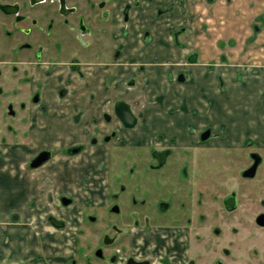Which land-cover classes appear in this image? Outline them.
<instances>
[{"label":"flooded vegetation","instance_id":"af4514ba","mask_svg":"<svg viewBox=\"0 0 264 264\" xmlns=\"http://www.w3.org/2000/svg\"><path fill=\"white\" fill-rule=\"evenodd\" d=\"M188 1L0 0V38L6 42L5 49L0 47V54L21 53L25 64L19 73L24 76L23 92L14 104L28 116L29 127L33 123L42 124L47 114L56 110L51 109L52 106L57 107V113H63L57 120L61 118L67 122L69 133L67 137L47 135L56 138L58 145L62 138H68L63 139L69 143L61 147L60 154L68 158L78 155L73 159L58 160L57 172L62 176L69 166L70 170L76 171L78 160L84 159L88 166L80 162V168L86 169L88 174L83 180H88L89 155L98 157L103 149L106 151L102 153L108 156L106 162H117L113 183L107 181L110 188L104 200L108 203L105 202L102 215L97 217L94 211L84 213L88 225L100 221L102 226L92 249V252H101V256L95 260L90 258L91 264H154L147 257L128 256L122 261L120 256L125 245L131 242V236L135 247L145 243L144 236H150L155 250L167 252L169 259L163 260L167 264H188L189 259H193L189 256L191 235L199 237L194 246L203 251H207L206 244L210 240L207 236L213 237L208 251L215 256L214 264H228L224 259L230 260L231 264H264V131H253V119L248 120L242 132H232L226 142L219 140V133L204 122H198L197 127L188 132L172 130L173 118L151 117L148 122H143L133 102L124 96L135 89L141 94L154 89L152 86L159 83V76L164 77L166 87L169 77L174 74L177 83H185L189 68L200 64L198 52L191 51L183 56L187 47L189 50L196 46L181 40L188 31L181 16ZM207 1L213 4L216 0H190L194 6ZM175 11L181 14L175 16ZM158 24L169 27L168 31L158 34ZM256 26L252 24L253 28ZM249 38L253 37H245L243 43ZM223 43L221 37L216 42L219 52L216 67L222 69V73L225 67L234 68L222 63L226 56ZM179 48L183 50L180 52ZM243 53L240 52L242 56ZM249 53L243 57L246 65L237 64L234 69H242L244 77L255 69L253 73L264 72V52L257 55L261 63L254 65L246 62ZM173 58L180 61L174 63ZM96 74L101 76L99 82L105 93L116 90L123 97L111 96L99 115L89 121L88 110L82 103L89 104V87L93 89L92 77ZM145 75L148 76L146 80L142 78ZM75 87L85 93L79 101L70 93ZM256 93L260 101H264V85L258 87ZM119 102L127 104L135 118L130 128L116 114ZM77 126L83 132L90 129L92 133L80 134L82 138L77 139ZM54 127L59 128L57 121ZM136 128L140 131L133 132ZM212 143L216 146L212 147ZM211 148L222 150L217 154L208 153L207 149ZM222 151L226 157L218 158V154L223 155ZM111 153L115 159L110 157ZM191 154L197 155L198 159L191 158ZM53 156L51 150L40 149L29 159V166L32 169L45 166ZM42 157L39 165L31 166ZM68 161L73 162L74 167L67 166ZM218 166L235 169L228 178H221ZM206 172L215 175L208 182L212 184L210 187L205 181ZM5 177L7 183L15 182L11 172ZM68 185L66 188L74 186ZM208 190L213 196L207 195ZM24 198L23 201L17 198L12 209L0 212V217L3 215L8 220L0 222L5 224V238L1 239L4 244L6 235L27 233L28 228L22 221L23 218L30 219L25 209L29 208L31 197ZM57 200L64 208L74 203L66 193L58 195ZM99 201L103 200L93 203L97 205ZM85 202L92 204L91 200ZM48 209L47 213L44 211L48 223L62 228L64 223L51 208ZM31 215L33 221L40 217L35 216L36 212ZM14 219L22 221L19 224ZM0 227L3 232V226ZM106 250L107 255L103 253ZM84 253L82 264H89V248L84 249ZM185 257H188L187 261ZM204 258L196 260L205 263ZM75 261V256L70 258V264Z\"/></svg>","mask_w":264,"mask_h":264},{"label":"rangeland","instance_id":"374dc122","mask_svg":"<svg viewBox=\"0 0 264 264\" xmlns=\"http://www.w3.org/2000/svg\"><path fill=\"white\" fill-rule=\"evenodd\" d=\"M224 2L220 4L216 0L213 4H210L207 1L205 5L209 7L208 11L201 12V19L197 20L200 21L202 33L206 35L207 40H210V42L214 40L215 35L220 33L221 38L224 39L223 46H225L226 52L222 63L228 66L233 65L232 67L234 68L225 67L223 68L225 71L223 73L220 72L222 69L216 67L218 66V60L205 62L203 60L205 55L201 54L198 45L190 48L188 51H183L184 57L191 51L198 52L201 55L200 63L202 65L206 64V74L204 70L201 71V64L194 65L189 68L187 72L188 79L185 83H177L174 80V74L169 77V82H167L170 85L172 84V86L167 84L166 87L164 77L159 76V83L152 86L154 89L145 91L146 93L141 94L136 89L134 91H127L124 94L125 98L133 102L136 112L143 117V122H148L151 117H163L164 119L165 117H171L173 118L171 129H179V131L184 129L186 132L196 128L198 122H204L210 125L215 133L217 132L221 135L218 134L217 138H220L219 140L222 142H226L232 132H242L247 126L249 119L255 121L251 124V127L254 129L253 131H264V101H260L256 93L258 87L264 85V72L261 70L257 74L253 73L255 69L251 72V75H245L244 77L245 73L242 69L234 70L237 64H241L243 67L246 65L243 57L246 56L247 52H250L248 54L249 58L246 61L247 64L254 65L261 63V58L257 55L260 52H264V12L255 15L250 23L244 21V28L235 30L229 25V22L220 25L219 22L217 24L208 20V18H213L216 15L215 10L218 8L227 11L230 1ZM253 23L257 25L254 28L252 27ZM215 25L216 27H221L222 31L218 30L215 32L211 30ZM236 34L241 36L247 35L246 38L252 36L253 38H249L246 43H243L244 38L242 37L238 40L230 38V36H235ZM2 39L3 37L0 38V47L5 49L6 42H3ZM205 46L208 53L210 51L213 52V50L215 51L214 43L209 45V42H207ZM179 49L180 52L183 50L182 48ZM240 52H244V55L242 56ZM1 54L0 197L4 198L5 195H8L6 194L8 191L10 193V189L2 188V185H6L5 180H7V177L5 176L11 172L12 179L19 186L25 185L28 181V190L31 198L29 200V208L25 210L29 212V218L31 219L30 216H32L33 212L37 213L36 217H40L35 218L34 221L27 219L28 217L23 218V221L14 219L13 221H18L19 224L21 221L22 223L24 222V226L28 228L27 233L23 235H20V233L19 235H15L14 233L10 236L6 235L7 242L5 244L1 241V239L5 238L6 234L4 231L5 224H0V226H3V232L0 231V263L62 264L65 261V264H70V258L75 256V264H82V260L85 258L84 249L89 248V264H91L90 258L95 260L98 258L97 256H101V252H92V249L95 246L96 239L101 234L102 226L100 221L93 224L89 223L88 225V222L85 220L86 214L84 215V213L88 212L90 214L94 211L93 213L97 217L102 215V210L106 205L105 202H107L104 198L106 199L108 187L110 188L107 181L112 180L113 183L116 177L114 173L116 172L117 162L113 161L110 163L108 160L106 162L105 159L108 156L102 153L106 151L103 149L99 152L98 157L93 154L89 155L88 180H83L86 174H88L86 169L80 168V162L83 165H87L84 159L78 160L79 165L76 171L70 170L69 166L68 169L64 170V174L60 176L57 172L58 160H69L78 157V155L68 158L67 155L60 154L62 148L57 144L58 140L56 138L53 139L52 135L46 134L45 136H41L38 134L39 126L36 123H33L29 127L28 116L22 109L17 107V104H14V101L20 99L17 97L21 96L20 94L23 92L22 83L24 76L19 75L25 67V64L21 60L22 54L16 52L9 54L5 52L4 56H1ZM179 61L178 59H172L174 63ZM178 67L184 69L183 66ZM165 74L167 77L169 76L167 73ZM220 75H224L225 77L222 76L220 79ZM142 78L146 80L148 76L145 75ZM216 79L219 80L216 81ZM95 81H98V79ZM156 87L159 89H156ZM96 96V91L90 93L89 107L90 105L98 104ZM75 129L80 131L79 126L75 127ZM132 131L138 132L140 129L136 128ZM222 142L220 144L223 145ZM214 146H216L215 143H212V147ZM40 149L51 150L54 156L52 159H49L50 161L45 166L42 165V167L32 169L28 161ZM207 150L208 153L217 154L222 149L211 148ZM67 152L68 155L71 154V151L68 150ZM222 154H218V158L226 157L225 152L222 151ZM110 157L114 158L112 153ZM192 157L198 159L197 155L191 154ZM72 163L68 161L67 166L71 165L74 167ZM217 169L221 170L218 172L221 174V178H228V174L233 173L235 167L226 168L218 166ZM209 172L208 174L206 172V183L215 177L213 173ZM67 184L74 186L66 188ZM12 185L15 186V184ZM210 186L212 184L209 185L208 183L207 187ZM14 190L17 189L15 188ZM210 191L208 190L209 194L207 195L213 196ZM23 192L14 193L13 197H20L28 193L26 190ZM65 193L74 199V203L68 208L61 207L57 203L58 195ZM100 199L103 201H99V204L95 205L94 203ZM88 200H91L92 204L89 205V202H85ZM8 201L11 200L8 198ZM48 208H51L52 213L64 223L62 228L54 227L48 223L44 215V211L47 213ZM1 217L0 222L4 223L8 221L5 220L3 215ZM212 238V236H207V239L212 240ZM210 240L206 244L207 251H203L194 246V243L199 241V237L191 235L190 243L192 245H189L192 251L189 252V256L193 259H189L188 264H214L215 256L212 251H208ZM144 241L145 243H142L140 247L139 245L135 247L133 236H131V242L125 245L124 252L120 256L122 261L128 256H134L138 259L147 257L154 264L168 263L167 261H163L164 259H169L167 252L155 250L150 242V236H144ZM178 242H181V240L179 239ZM103 253L107 255L108 251L106 250ZM198 257H205V263H198L196 260ZM185 259L187 261L188 257H185ZM239 260H244V258H240ZM225 261L231 264L230 260L224 259ZM96 264L101 263L98 262Z\"/></svg>","mask_w":264,"mask_h":264},{"label":"crops","instance_id":"0c3cea01","mask_svg":"<svg viewBox=\"0 0 264 264\" xmlns=\"http://www.w3.org/2000/svg\"><path fill=\"white\" fill-rule=\"evenodd\" d=\"M226 1L227 0H225V2H224V0H218V2L220 4H222L223 2L226 3ZM228 1H230L229 2L230 6L228 7L227 11H224V9L218 8L217 10H215L216 15H214L213 18H208V20H210L212 23H217V24L219 22L220 25L229 22V25L231 27H233L235 30H237V29L239 30L240 28H244L243 27L244 21L247 23H250V22H252L255 15L264 12V0H228ZM208 9H209V7H207L205 4H202L200 2L197 3L196 6H194L189 0L188 5L186 6V8L182 14L178 13L179 11L174 12L175 16H179L181 14L182 18L185 21L184 24L187 26V29H188L187 33L182 35L181 40L183 42H187L188 44L195 43L196 45H198L200 48L201 54L203 53V55H205L203 57V60H205V62L211 61V60H216L218 58L219 52H217V50H216V42L221 37L220 33H218L217 35H215L216 38L214 37V40L210 42V40H207L206 35L204 33H202L201 26L199 23L200 21H198V20L201 19V15H200L201 12L208 11ZM191 18H194V20L189 22L188 19H191ZM168 28L169 27H166L162 24H158L156 27V30H157L158 34L160 32H161L160 34H162L164 31L165 32L168 31ZM211 30H213L215 32L220 30V32H221L222 28L216 27V25H215L214 27H212ZM232 37H235L236 39H241L240 37L245 38V37H247V35L241 36V35L236 34L235 36H232ZM207 42H209V45L214 43L215 51L213 50V52H211V51L209 53L207 52L206 46H205V44ZM186 51H188V47H187ZM201 67H202L201 70H204L205 74H206V64H203ZM100 77L101 76H97V74L93 75V77H92L93 78V84H94L93 89H90V87H89V94L92 91L97 92L96 99H98V104L97 105H90V107H89V104L82 103L83 107L87 108V110H88L89 121L92 117H97L99 115V113L106 107L105 103L111 99V96L113 98L123 97V95H121L120 92L116 91V90L109 91V92L105 93L102 85L99 82ZM97 79H98V81H95ZM70 93H71V96L77 101H79L83 96H85L84 91L80 87L72 88L70 90ZM63 107H60V108L63 109ZM51 109L58 110V108L55 106H52ZM56 110L54 112L52 111V112L47 114L46 118L42 122L44 127H41V125H42L41 122L38 124V126H39V129L37 131L38 134H40V133H43V134L51 133L53 135H58L61 137H67V134L69 133V131L66 129V125H67L66 123L67 122L61 118H59V120H57V117H62L63 113L60 111H59L60 113H57ZM56 121L58 122L59 128L56 129L54 127V129H53V126L56 125ZM46 126L51 127V128H46ZM75 131H76V138L77 139H81L82 138L81 136H83V133H86V135H90L92 133V131L90 129L87 131H84V132L82 130L78 131V129ZM56 132H57V134H56ZM80 134H81V136H79ZM63 139H68V138H62V143H60V145H59L61 147H63L64 144L69 143V140L63 141ZM12 183L15 184V186H13ZM12 183L6 182V185H4V186L2 185V188H6V189L11 188L10 193H9V191L6 193L8 195H5L4 198H2V196L0 197V212L2 211V213H3L4 209H6V211L12 209L11 206L14 204V202L16 201L17 198L19 200L23 201L25 199L24 196H26V197L30 196L29 190H28L29 189L28 183H26L25 185L22 184L21 186H19L18 183H15V182H12ZM15 188L17 190L19 189L18 192H17V190H14ZM24 190H26L28 192L27 195L23 194L20 197H17V196L13 197L14 193H24L23 192ZM8 198L11 201H8ZM25 201H27V200H25Z\"/></svg>","mask_w":264,"mask_h":264},{"label":"water","instance_id":"95a60500","mask_svg":"<svg viewBox=\"0 0 264 264\" xmlns=\"http://www.w3.org/2000/svg\"><path fill=\"white\" fill-rule=\"evenodd\" d=\"M116 114L120 117V119L123 121L124 125L127 128H130L134 125L135 123V118L133 117V115L131 114L128 105L123 103V102H119L116 104ZM44 159V157H42L41 159H37L35 160L31 166L35 167L37 165L40 164V162ZM64 203L68 202V200H63Z\"/></svg>","mask_w":264,"mask_h":264}]
</instances>
